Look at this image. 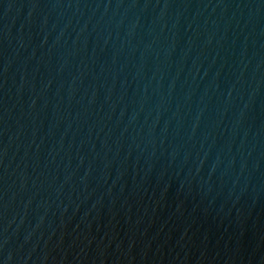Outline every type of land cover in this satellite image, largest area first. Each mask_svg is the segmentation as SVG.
Segmentation results:
<instances>
[{"label":"water","instance_id":"95a60500","mask_svg":"<svg viewBox=\"0 0 264 264\" xmlns=\"http://www.w3.org/2000/svg\"><path fill=\"white\" fill-rule=\"evenodd\" d=\"M0 264H264V0H0Z\"/></svg>","mask_w":264,"mask_h":264}]
</instances>
